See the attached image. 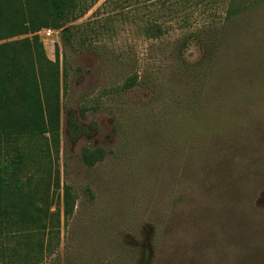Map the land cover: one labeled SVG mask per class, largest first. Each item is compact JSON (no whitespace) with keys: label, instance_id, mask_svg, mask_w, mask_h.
I'll use <instances>...</instances> for the list:
<instances>
[{"label":"rangeland","instance_id":"obj_1","mask_svg":"<svg viewBox=\"0 0 264 264\" xmlns=\"http://www.w3.org/2000/svg\"><path fill=\"white\" fill-rule=\"evenodd\" d=\"M237 3L226 20L228 0H77L75 21L37 33L59 146L1 144L21 183L5 198L31 194L45 227L0 223V264H264V0Z\"/></svg>","mask_w":264,"mask_h":264},{"label":"trees","instance_id":"obj_2","mask_svg":"<svg viewBox=\"0 0 264 264\" xmlns=\"http://www.w3.org/2000/svg\"><path fill=\"white\" fill-rule=\"evenodd\" d=\"M228 2L224 15L226 20L244 10L237 0ZM76 8L77 0H0V42L31 35L0 44V146L22 136H47L57 152L60 132L59 69L56 63L46 60L37 33L42 29L60 30L75 21L78 18ZM147 32L151 38H158L163 29L159 24H151ZM69 126V136L74 142L86 133L73 115L69 118ZM103 158L102 149L83 150L81 154L88 167ZM16 159L14 163L17 165L21 155ZM4 169L0 163V223L5 222L8 227L20 230L45 227V217L41 216L43 209L34 204L31 194L22 193L10 201L5 198L7 190L9 195L14 188L21 193V183L13 186L12 181L19 182V179L1 175L6 173ZM55 186L59 188L58 181ZM68 195L70 193L65 189L66 212Z\"/></svg>","mask_w":264,"mask_h":264},{"label":"built area","instance_id":"obj_3","mask_svg":"<svg viewBox=\"0 0 264 264\" xmlns=\"http://www.w3.org/2000/svg\"><path fill=\"white\" fill-rule=\"evenodd\" d=\"M44 32L49 35L52 31H51V29H46V30H44Z\"/></svg>","mask_w":264,"mask_h":264}]
</instances>
